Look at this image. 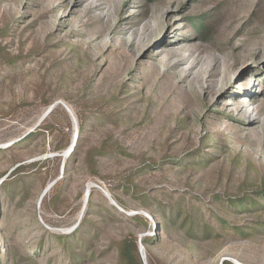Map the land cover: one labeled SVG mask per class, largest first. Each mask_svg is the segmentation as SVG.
<instances>
[{"label": "rangeland", "instance_id": "1", "mask_svg": "<svg viewBox=\"0 0 264 264\" xmlns=\"http://www.w3.org/2000/svg\"><path fill=\"white\" fill-rule=\"evenodd\" d=\"M126 238L264 264V0H0V264Z\"/></svg>", "mask_w": 264, "mask_h": 264}, {"label": "trees", "instance_id": "2", "mask_svg": "<svg viewBox=\"0 0 264 264\" xmlns=\"http://www.w3.org/2000/svg\"><path fill=\"white\" fill-rule=\"evenodd\" d=\"M231 206H233V209H235L236 211H239L240 209L242 210L258 209V206L262 208V205L258 204L256 200H253L247 197H243L239 202H237V204H232ZM172 217L176 218L175 214L172 216H169V219H167L166 221L167 224L175 223ZM132 220L143 222L145 226L148 225L147 222H144V218L141 216H134ZM166 223L165 224L162 223L161 226L166 225ZM242 233H246V232L242 231ZM62 247H65V245L62 244ZM118 255H119L120 264H144L141 258V253H140L138 242L134 238H126L125 240L119 243Z\"/></svg>", "mask_w": 264, "mask_h": 264}]
</instances>
